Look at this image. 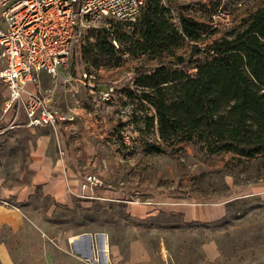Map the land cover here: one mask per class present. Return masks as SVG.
<instances>
[{"label": "rangeland", "instance_id": "374dc122", "mask_svg": "<svg viewBox=\"0 0 264 264\" xmlns=\"http://www.w3.org/2000/svg\"><path fill=\"white\" fill-rule=\"evenodd\" d=\"M161 2L175 19L184 15L211 25L217 22L212 25L217 31L213 37L264 4V0ZM113 21L104 19L97 27L86 28L56 74H39L37 90L59 114L74 116L64 135L78 146L76 158L83 175L95 173L119 195L113 200L76 199L67 206L35 187L21 206L26 223L17 231L5 226L0 232L9 264H264V191L234 194L246 185H264L263 157L204 154L189 142L166 145L155 127L144 128V115L153 110L145 111L125 91L135 89L130 78L137 66H155L160 60L131 55L114 40L108 54L97 50L99 30H110ZM190 48L186 40L177 51L187 53ZM85 71L93 74V84L113 87L109 100L80 81ZM6 98L7 88L0 80V193L31 183L35 138L40 131L54 132L28 125L23 114L12 124L13 112L4 110ZM219 199L227 200L226 212L212 221H186L180 212L159 207L162 200L204 206ZM128 201L146 204L149 211L135 215L127 211ZM135 241L137 247L132 246ZM205 243L215 246V257L207 255Z\"/></svg>", "mask_w": 264, "mask_h": 264}, {"label": "trees", "instance_id": "16d2710c", "mask_svg": "<svg viewBox=\"0 0 264 264\" xmlns=\"http://www.w3.org/2000/svg\"><path fill=\"white\" fill-rule=\"evenodd\" d=\"M212 25L184 15L175 19L161 0H146L135 20L100 29L96 47L108 54L114 40L131 55L160 60L137 66L130 78L135 89L127 87L125 94L153 110L143 127H155L163 144L189 142L204 154L264 159V4L219 36L213 37ZM186 40L191 48L178 52Z\"/></svg>", "mask_w": 264, "mask_h": 264}, {"label": "built area", "instance_id": "2783aa9c", "mask_svg": "<svg viewBox=\"0 0 264 264\" xmlns=\"http://www.w3.org/2000/svg\"><path fill=\"white\" fill-rule=\"evenodd\" d=\"M146 0H0V80L7 88L4 110L15 118L21 111L27 124L48 126L57 132L63 119L37 90L39 74L54 75L68 59L88 27L104 19L133 21ZM218 24L217 22H212ZM116 45V42H114ZM81 78L93 86L92 73ZM31 84V88L27 87ZM113 87L101 91L110 99ZM103 185L95 173L84 175L83 191ZM83 197H91L82 193Z\"/></svg>", "mask_w": 264, "mask_h": 264}, {"label": "crops", "instance_id": "0c3cea01", "mask_svg": "<svg viewBox=\"0 0 264 264\" xmlns=\"http://www.w3.org/2000/svg\"><path fill=\"white\" fill-rule=\"evenodd\" d=\"M80 81L84 85L86 84L91 92H98L99 96L101 91L106 89L105 87L100 89L97 84L90 86L87 84V80L82 78H80ZM22 114L25 116L20 111L15 118L12 117V124ZM61 115L63 119L58 122L56 133L51 130L52 128L47 126L51 131H40L35 138L34 146L30 153L29 168L32 174L31 183L18 189H4V192L0 193V232L5 226L12 231H17L26 223L28 218L21 209V206L27 201L35 187H39L44 195L51 197L58 204L67 206H71L76 199L89 200L91 198L104 199L111 197L110 199L113 200L118 197V191L111 189L108 184L96 187L92 191H83L81 183L84 171L76 158L78 146L72 142L70 144V141L68 142V138L65 136L66 131H64V128L68 127L67 123H73L74 116ZM38 127L46 128V126ZM53 138H55L54 141ZM241 190L252 193L261 192L264 191V185L262 183L250 186L246 185L238 188L234 194L242 192ZM82 193H89L92 196L83 197ZM12 200H14V203H12ZM226 201L225 199H219L216 202L201 206L192 202L162 200L163 205L159 207L165 210L180 212L186 221H212L221 218L225 214ZM127 203V211L135 215H145L149 211L146 204L142 205L133 201H128ZM137 243L139 244V242L135 241L132 243V246L137 247ZM203 248L209 257H215L216 248L213 244L205 243ZM0 261L2 264L10 263V254L4 241L0 242Z\"/></svg>", "mask_w": 264, "mask_h": 264}, {"label": "bare ground", "instance_id": "6f19581e", "mask_svg": "<svg viewBox=\"0 0 264 264\" xmlns=\"http://www.w3.org/2000/svg\"><path fill=\"white\" fill-rule=\"evenodd\" d=\"M106 245V244H105Z\"/></svg>", "mask_w": 264, "mask_h": 264}]
</instances>
